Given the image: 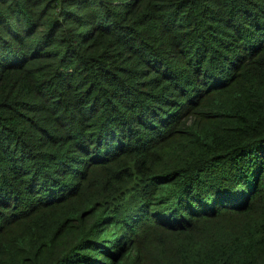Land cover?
Here are the masks:
<instances>
[{
  "label": "trees",
  "instance_id": "trees-1",
  "mask_svg": "<svg viewBox=\"0 0 264 264\" xmlns=\"http://www.w3.org/2000/svg\"><path fill=\"white\" fill-rule=\"evenodd\" d=\"M0 264H264V0H0Z\"/></svg>",
  "mask_w": 264,
  "mask_h": 264
}]
</instances>
